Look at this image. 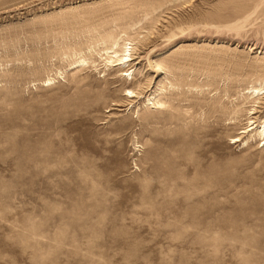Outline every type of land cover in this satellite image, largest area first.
Wrapping results in <instances>:
<instances>
[{"label":"rangeland","instance_id":"obj_1","mask_svg":"<svg viewBox=\"0 0 264 264\" xmlns=\"http://www.w3.org/2000/svg\"><path fill=\"white\" fill-rule=\"evenodd\" d=\"M263 79L264 0H0V264H264Z\"/></svg>","mask_w":264,"mask_h":264},{"label":"bare ground","instance_id":"obj_2","mask_svg":"<svg viewBox=\"0 0 264 264\" xmlns=\"http://www.w3.org/2000/svg\"><path fill=\"white\" fill-rule=\"evenodd\" d=\"M128 45H130V44L127 43V42H125L123 44H120L117 40H114L111 43L110 47L105 46L102 50L105 51L106 54L108 55V58L106 59L107 63L112 64V65H116V66H120L122 68L129 67L134 62V54H133V48L129 47ZM86 61H87L86 58H81L79 60V63H85ZM156 66L158 67V69H161V68L163 69V64H161V63L156 64ZM124 73H125L124 76L132 74V72H130L129 69H127ZM52 80L53 79H49L48 82H51ZM263 83H264V79L260 81V85L259 86H254L253 85L249 89V92H248L249 96H253L256 99H260V96L263 95L262 94V90L264 88V87H262ZM128 92H129V94H131V96H128V94H125V96L132 97V98L139 97V95L137 93H135L134 91L128 90ZM145 103H147V105H152L154 107H160V106H163V104H164L161 99L157 98L156 93L152 97L149 94L148 99L146 100ZM253 110H256V109H253ZM253 114H254V112L251 113V115H253ZM256 123H257V120H253L251 122V124L248 126L249 128L246 129L244 131V133L250 134V132H254L255 131V132H257L256 134L259 135L260 137L264 136V121H262L260 123V126L258 124H256ZM258 126H259V128H258ZM238 140H240V139H238V137H237V141Z\"/></svg>","mask_w":264,"mask_h":264}]
</instances>
